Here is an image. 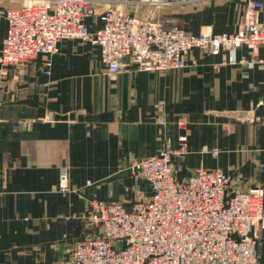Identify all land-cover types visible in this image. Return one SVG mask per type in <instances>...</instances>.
<instances>
[{
    "label": "crops",
    "instance_id": "0c3cea01",
    "mask_svg": "<svg viewBox=\"0 0 264 264\" xmlns=\"http://www.w3.org/2000/svg\"><path fill=\"white\" fill-rule=\"evenodd\" d=\"M137 1L94 0V16L85 24L95 31L106 9H119L194 34H231L246 0L165 8ZM20 3L0 0V50L7 29L3 12ZM237 56L261 60L264 48L252 56L241 47ZM224 61L223 52L193 48L179 69L139 72L126 59L125 70L110 78L97 46L64 39L53 55L0 64V264H69L73 244L92 233L85 220L90 202L129 210L147 200L148 182L125 169L156 156L166 141L176 149L180 133L187 137V153L173 160L178 179L219 169L229 176L230 189L264 188V125L254 121L264 112V68ZM47 62L48 76L41 72ZM62 167L68 169L67 191L58 189ZM254 235L264 264V230Z\"/></svg>",
    "mask_w": 264,
    "mask_h": 264
},
{
    "label": "built area",
    "instance_id": "2783aa9c",
    "mask_svg": "<svg viewBox=\"0 0 264 264\" xmlns=\"http://www.w3.org/2000/svg\"><path fill=\"white\" fill-rule=\"evenodd\" d=\"M202 1L138 0L136 4L165 8ZM3 16L7 23L0 50L3 66L22 65L39 54L53 55L61 40L74 39L98 47L110 78L125 70L126 59L139 72L179 69L193 48L207 49L214 56L223 52L227 65L251 70L260 63L264 68V58L237 56L241 47L252 56L264 48L260 0L245 1L231 34H194L174 24L142 22L119 9H106L100 18L102 27L90 31L85 20L94 16V0H21L18 7L5 9ZM49 66L45 63L43 75L50 74ZM254 121L264 125V112ZM177 122L184 130L183 121ZM186 153L187 137L180 133L176 149L166 141L156 156L132 162L125 170L134 180L148 182L150 197L129 210L119 203L90 202L85 220L92 233L73 244L69 264H260L254 233L264 230V188L230 189L229 176L219 169H199L178 179L173 160ZM217 153L210 151L212 156ZM67 183L68 169L59 168L58 189L67 191Z\"/></svg>",
    "mask_w": 264,
    "mask_h": 264
}]
</instances>
